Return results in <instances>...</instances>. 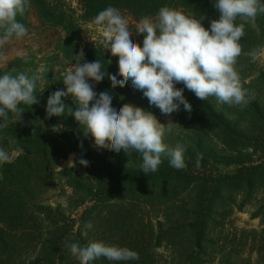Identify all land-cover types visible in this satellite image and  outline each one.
Masks as SVG:
<instances>
[{
	"label": "trees",
	"instance_id": "trees-1",
	"mask_svg": "<svg viewBox=\"0 0 264 264\" xmlns=\"http://www.w3.org/2000/svg\"><path fill=\"white\" fill-rule=\"evenodd\" d=\"M76 2V7H71L66 0H30L24 13L17 15V21L26 27L27 15L34 11L46 26L57 32L52 38L62 37L61 45L43 59L34 52H25L21 56L14 53L13 61L7 66L0 63V75L22 73L40 78L34 92L37 103L21 105V120L10 113L7 126L0 128V148L9 156L15 154L9 157V162L0 165V264H83L71 253L68 245L88 242L127 247L139 254V260L126 264H213L214 258H217L216 264H240L239 256H246L243 262L252 264V254L264 253V240L252 237L253 233L249 232L246 237L224 236L223 247L219 249L217 243H212V228L219 225L218 221L221 225V220L228 218L233 210L219 214L205 205L207 193L202 191L195 190L196 198L194 193L182 198L174 192L177 188L173 185L182 181L188 186H196L195 189L201 188L200 183L204 180L201 178H204L208 166V158L202 149L209 145L206 140H213L209 148L224 147L225 140L235 143V138L241 146L250 143L248 140L243 143V136L233 135L230 126L233 123V127L236 121L226 117L215 97L200 100L185 89L183 94L192 106L191 112L181 106L180 111L172 113L174 124L176 121L183 123L184 114L191 117L187 125L190 128L185 132L177 135V131H171L165 135L166 143L184 140L193 147L192 153L184 151L186 167L183 172H188L181 176L175 169L171 171L170 165L166 166L169 158L165 159L164 154L158 170L145 175L141 169L130 170L125 166L126 159L138 156L132 150L127 154L123 151L113 154L97 148L93 138L84 134V126L70 115L68 108L73 112L76 110L70 96L63 101L68 107L63 116L49 118L46 113L48 97L57 90H64L66 67L57 61L59 58L63 57L70 67L75 63L99 60L105 73L118 72L119 57L111 55L104 39L84 43L81 37V26L94 24L92 21L100 11L108 7L118 9L133 30L136 42L142 46L143 35H137L135 31L142 17L155 18L161 8L168 7L201 21L207 29L211 21L219 19L214 0ZM235 23H244L245 35L240 40L242 51L234 67L242 87L248 90L251 86L244 82L248 72L245 66L260 49V41H264V15H258L255 24L245 23L240 18ZM10 44H18V40L13 38L0 47ZM43 44L37 46L41 48ZM81 51L83 58H77ZM177 87L182 88L183 84ZM109 89L111 82L107 77L93 88L97 94ZM109 92L114 94V103L118 106L131 104L155 117L163 116L158 108L149 105L141 91L131 86L130 81ZM252 107L245 113L247 123L255 122L253 115L257 113H260L259 120L264 122V110L257 111ZM70 154L75 164L84 170L83 175L73 169L58 170L60 161ZM80 158L88 161L86 167L78 163ZM234 181L246 197L256 190L264 197V164L244 165L232 176L225 177L224 182ZM60 183L70 190V194L63 205L52 206L48 203L49 193ZM260 204L258 211L264 212V201ZM233 209L239 211L240 207ZM258 211L253 217L262 218L264 226V213L258 215ZM89 221H94L92 227H87ZM260 235H264V230ZM227 238L231 239L227 241ZM92 264L125 262L101 257ZM260 264H264V260L261 259Z\"/></svg>",
	"mask_w": 264,
	"mask_h": 264
},
{
	"label": "clouds",
	"instance_id": "clouds-1",
	"mask_svg": "<svg viewBox=\"0 0 264 264\" xmlns=\"http://www.w3.org/2000/svg\"><path fill=\"white\" fill-rule=\"evenodd\" d=\"M29 5L30 0H0V45L27 35L25 25L16 17ZM213 6L219 19L211 21L207 29L201 21L168 7L161 8L155 18L142 17L135 30L137 35H143L142 46L118 9L108 7L100 11L92 22L102 28L111 55L119 57L118 72L105 73L99 60L75 63L64 76L66 90H57L48 97L47 116H63L67 107L63 101L71 96L76 110L67 107L68 111L84 126V134L93 138L97 148L126 154L132 150L142 160L141 171L145 175L158 170L162 154L169 158L171 167L184 169L183 146L169 148L163 142L166 132L170 133L176 124L162 125L151 112L131 104L116 105L109 90L130 81L149 105L163 115L178 112L181 106L191 112L192 106L183 94L185 89L200 100L215 97L221 104L246 105L247 90L234 67L242 51L244 23L235 21L240 18L255 24L257 16L264 15V0H214ZM83 55L81 51L76 57ZM105 77L111 82V89L97 94L90 81L98 84ZM39 80L37 75L28 77L22 73L0 75V128L7 126L10 113L21 120V105L37 103L34 92ZM181 83L183 87H177ZM7 162L9 155L0 148V165ZM78 163L83 167L88 165L83 158ZM93 223L89 221L87 227ZM68 247L83 264H92L101 257L125 264L139 260V254L127 247L102 242L72 243Z\"/></svg>",
	"mask_w": 264,
	"mask_h": 264
},
{
	"label": "rangeland",
	"instance_id": "rangeland-1",
	"mask_svg": "<svg viewBox=\"0 0 264 264\" xmlns=\"http://www.w3.org/2000/svg\"><path fill=\"white\" fill-rule=\"evenodd\" d=\"M66 2L71 5V7H76V0H66ZM26 29L27 35L23 39L18 40V44H10L5 47L2 46L3 48L0 47V56H3L0 57V63H2V65L7 66L10 61H13L14 53L21 56L25 52H34L37 53L39 58L43 59L54 53L55 49H59L62 37L58 36L52 38L54 33L57 34V32H55L51 27L46 26L45 23L38 18L34 11H29L27 15ZM130 30L133 31L132 29ZM81 37L83 38L84 43H97L101 39H104L102 36V28L90 23H86L81 26ZM41 43L44 44L40 48L37 45ZM260 43V49L252 57L250 64L247 67L245 66L248 72L244 82L246 85L250 84L251 86V89L247 90L248 103L243 106L219 103L223 107L226 117L232 121H236L233 127V123L230 126V130L232 128V131H234L233 135L238 138L239 136H243L244 138L241 141L244 143L248 140L250 143L247 144L248 146H241L238 139L235 138L236 144L231 140H225L224 147L216 145L215 147L209 148L212 145L211 142H213V140H206V144L209 145L206 149L204 147L202 149L205 154V158H208V160L206 159L208 161V166L206 167L204 178H201L204 179L200 183L201 188L195 189L196 186H188L185 181H182L179 185H173L174 188H177L174 192L179 194L178 196H181L182 198L188 193H194V198H196L195 190L207 193L205 205L211 206L213 210L217 211L221 215L229 210H233L228 218L221 220L223 222L221 225L220 221H218L219 225L215 226L211 230L212 243H217L219 245L218 249L219 247H223L224 236L228 235L229 237L231 234H236L235 236L238 237H246L250 232L253 233L252 237L264 240V235H260L261 231L264 230V226L261 224L262 218L253 217V215H255L258 211V208L261 205L260 203L264 201V197L261 196L257 190L253 192V194L251 193L250 196L246 197L242 194V188H239L235 181L230 183L224 182L225 177L232 176L235 171H238L244 165L247 166L251 164L255 166L264 164V122L259 120L260 113L254 114L253 111L251 112L254 114L253 118L256 119L253 123H247L245 116L246 112H250L252 106V108H255L257 111L264 110V41H260ZM3 51L4 53H2ZM57 61L66 67V73L72 68L70 67V63L64 60L63 57L59 58ZM90 83L93 84V88L97 86L95 82L90 81ZM63 89L66 90L64 84ZM155 118L162 125H167L169 122L173 123L175 116L171 114L159 117L156 116ZM183 118V123L176 121V125L173 127L172 132L177 131V135L179 132L183 133L186 129L190 128L187 126L191 120L190 115L184 114ZM177 127H179V129L175 130L174 128ZM165 135L167 136V134ZM166 141L167 137L164 136L163 142L167 144L169 148H175L177 145H181L185 151H191V153L193 151V147H191L188 142L184 140H179L180 142L183 141L181 142L182 144L177 140H174L173 143L169 141L166 143ZM104 150L117 154L109 148H104ZM14 155L15 154L9 157H14ZM183 156L185 158V152L183 153ZM165 159H167L166 155ZM141 163L142 160L140 157L133 155L132 157L126 159L125 166H127L130 170H139L141 169ZM168 165H170L169 162L166 166ZM196 165H199V163H196ZM65 169H73L80 175L84 174V170L75 164L74 157L71 154L59 163L58 170ZM173 170L174 168L172 167L171 171ZM183 171L184 169H175V172H178L179 176L188 172ZM186 188L189 190H186ZM174 192L171 191V194L174 195ZM69 194L70 190L68 188L62 187V183L57 184V187L53 188V190L49 193L50 200L48 203L52 206L58 204L63 205L65 203V198ZM176 197L177 196L175 195L174 200ZM180 200L181 198H178V201ZM176 205L179 207L178 204ZM220 207L221 210L219 212ZM234 207H240V210L237 211L236 209H233ZM263 213V210L258 211V215H263ZM230 239L231 238H227V241ZM245 252H247V249ZM239 259L242 260L240 264H245L243 261L246 260V256H239ZM251 259L252 264H260V260H264V253L259 255H255L254 253L251 256ZM216 262L217 258H214L213 264H216Z\"/></svg>",
	"mask_w": 264,
	"mask_h": 264
}]
</instances>
